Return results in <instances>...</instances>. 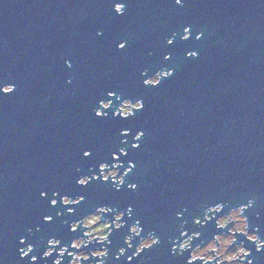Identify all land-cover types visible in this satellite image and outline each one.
Returning <instances> with one entry per match:
<instances>
[{
	"label": "water",
	"instance_id": "95a60500",
	"mask_svg": "<svg viewBox=\"0 0 264 264\" xmlns=\"http://www.w3.org/2000/svg\"><path fill=\"white\" fill-rule=\"evenodd\" d=\"M115 3L125 4L122 16ZM186 27L190 35L183 40ZM192 51L197 56L189 58ZM169 70L173 75L159 85H144ZM6 85L15 91L0 94L3 264H29L32 255L37 264H53L64 248L61 264L72 259L68 252L81 250L88 253L81 264H97L91 250L103 246L99 241L79 249L72 243L88 236L82 221L99 207V221H107L112 232L105 264H128L150 234L159 244L131 264H187L197 245L228 230L217 219L249 201L253 206L243 214L248 231L264 240V0H182V6L175 0H0V87ZM108 92L143 108L117 117L113 100L111 109L102 110L105 117L97 118ZM102 162L109 166L101 172L121 164L119 176L132 166L119 191L110 176L77 185L83 176L99 175ZM64 195L67 206L60 202ZM217 204L226 207L194 223ZM45 216L53 221L45 223ZM137 222L141 237L116 260ZM182 231L196 236L188 252L174 255L172 241ZM233 235L232 244L243 241L250 251L244 262L264 264V250L257 252L245 233ZM22 237L34 245L24 260L18 255L27 246L19 244ZM49 239L58 243L45 260Z\"/></svg>",
	"mask_w": 264,
	"mask_h": 264
},
{
	"label": "clouds",
	"instance_id": "9594fccd",
	"mask_svg": "<svg viewBox=\"0 0 264 264\" xmlns=\"http://www.w3.org/2000/svg\"><path fill=\"white\" fill-rule=\"evenodd\" d=\"M175 3H176V5L182 6V0H175ZM113 10L117 15L122 16L124 14L125 7H124L123 3H115ZM102 35H103L102 32H97V36H102ZM189 35H190V28L186 27L184 29V35H183L182 39L188 40ZM200 38H201L200 35H198L196 37L197 40H199ZM173 42H174L173 39H169L167 41V44L169 46H171L173 44ZM125 46L126 45L118 44L117 49L122 51V50H124ZM187 56L189 58H194L197 56V53L195 51H192V52L187 53ZM164 59L169 60L170 56H165ZM65 65L68 68L72 67L70 61H65ZM142 75H147V73H142ZM172 75H173V72L171 70L159 71L152 78L145 79L144 85L145 86L151 85V86L155 87L161 83L162 79H166ZM14 91H15V87L13 85H6L3 87H0V94H2V95H10ZM107 95L109 98L107 100V102L101 101L99 103V109L95 112V116L97 118L105 117L106 113L102 110L111 109L113 107V100H116L119 103V107L116 109V111L113 114L114 116H117V117H121V118L126 119V118H128L134 114V110L139 111L142 109L143 104L140 101H137L136 103H132L130 100H127V99L121 100V98L119 96H117L114 92H108ZM109 105H111V106L109 107ZM127 132L128 131L122 132V135L125 136ZM141 134H143V133L142 132L138 133L136 136H140ZM134 146H135V144H134ZM120 154L124 155V154H126V152L123 149H121ZM85 158H87V154H85ZM113 160H116L115 154L113 155ZM105 165H107V164H101L100 170H102ZM120 167H121V164H119V163L113 164L111 166V169H109V167H108V174L104 175V179L102 180L104 182H107V181H109V176H110L111 181H112L116 191H119L120 187L124 184V176H127L132 170V166H130L124 172V176H119L118 170ZM94 178H95V175H92L91 177L83 176L77 180V185L80 187H84L86 185H89L90 181H92ZM128 188H129V190L134 191L136 189V185L135 184H129ZM40 195H41L42 199L46 198V193L41 192ZM58 196H59V193H56V192L53 193V197H58ZM81 199H82V197H81ZM60 202L62 203L63 206H67L69 204V199L67 198V195L60 197ZM76 203H80V201L77 200ZM56 205H57V199L53 198L51 200V206L55 207ZM222 206H223V208L226 207V205H223V204H217L214 207H209L206 210V213L204 215V220L205 221L208 220V218H209L208 213L219 212L221 210ZM252 206H253V202L249 201L248 204L245 206H240V207L232 209L230 211L229 216L220 220V222H219L220 227H223L225 224H227L231 221V222L235 223V227L232 229L233 233H246L248 231L249 225L247 223V218L243 214ZM109 209L111 210V212H113V210L111 208H109ZM102 210H103V208L99 207L96 209V212H99ZM120 214H123V213L115 214L114 217H116V219H119ZM58 215H59V213H58ZM178 218H179V214H178ZM97 219H98V216L89 215L87 217V219L85 220L86 226H91V224L95 223V221ZM44 222L50 223V217L45 216ZM200 222H201L200 219H196L194 221L195 224H199ZM70 227H71V225H70ZM106 229H107V226H105L104 229H97L96 234H93L92 232H89L87 234L88 236L92 237L93 239L98 240L103 245V247L101 249H99L93 253V255L95 257H99V259H97V264H105V260L107 259L108 255H109V246H110L111 242L108 239V236L112 235V232H107L106 234H101V233H105ZM117 229L118 230L121 229V226L119 224H117ZM39 230L40 229L37 228V231H39ZM75 230L76 229L74 227H72V231H75ZM29 231L31 232V230H29ZM141 233H142V228L138 222L129 227L128 235H126L124 238V244L127 245V249H125L124 247L119 248L118 253L115 256L116 260H120L121 257L125 256L127 250H130L133 248L134 238L141 237ZM195 236H196V233H194L192 236H189L187 231H182L180 233L179 239L172 241V249H171L172 253L175 255V254H183L185 252H188ZM217 240H219L220 245H221L219 251H217L215 248V242H213L212 244H209L208 246H206L203 249L197 247L194 251H191L190 258L187 260V264H194V262L197 260H202V261H204V264H209V261L212 259V257L207 256V253L209 251H216L217 256H223L224 261H226L227 264H244V261L250 255V251L246 250L245 242H243V241H241V245L235 251L228 253L227 249H228V246L232 244V237L231 236H229L227 238L217 237ZM246 241H252L255 244V249L257 252L264 250V240L260 239L257 234L253 233L252 235H248ZM88 242L90 243L91 241H88ZM159 242H160L159 237L155 236L154 234L147 235L146 237L140 239L138 245L135 248V252H134L133 256L128 257V264H131V261L135 257H139L146 250H151L154 246L158 245ZM57 243H58V241L56 239H49L47 241V250H45L42 253L41 258L46 260L50 257H53V250H55ZM19 244L20 245H27L26 247H19L18 248L19 258L21 260H24L25 258H29L30 254L34 252V245L27 244L26 238H23V237L20 238ZM82 245L85 247L87 246L85 241L80 240V241H76L72 245V247L79 249ZM65 251H68L67 248H64L62 251H60L58 253L59 258L54 259L53 264H61L62 259L64 260V252ZM225 253H227V254H225ZM68 256H73V253L68 252ZM82 259L87 260L88 257L83 256V255L75 256L70 261V264H80V261ZM37 261H38V257L36 255H32L30 257L29 264H37ZM0 264H3L2 260H0ZM220 264H223V262H220ZM247 264H253V261L251 259H249V260H247Z\"/></svg>",
	"mask_w": 264,
	"mask_h": 264
},
{
	"label": "rangeland",
	"instance_id": "374dc122",
	"mask_svg": "<svg viewBox=\"0 0 264 264\" xmlns=\"http://www.w3.org/2000/svg\"><path fill=\"white\" fill-rule=\"evenodd\" d=\"M154 75H155V74H154ZM154 75H153V76H154ZM153 76H152V77H153ZM152 77H150V78H152ZM148 79H149V78H148ZM135 103H136V102H135ZM118 107H119V106H118ZM118 107H117V108H118ZM107 174H108V169H104V170L102 171V175L104 176V175H107ZM213 214H214V213H212L211 215H213ZM89 215H96V216H98V219L95 221V223L91 224V226H87V227H86V231H87V233L92 232L93 234H96V230H97V229H104L105 226H107V225H106V221H99V220H100V214H99V212H96V211H93V212L89 213L88 215H86V216L84 217V219H83V221H82V223H83L84 226H86V224H85V220L87 219V217H88ZM229 215H230V212H229V214L226 215V216L219 217L218 220H217V223H219L221 219H224V218H226V217L229 216ZM219 224H220V223H219ZM225 225H226V224H225ZM225 225H224V226H225ZM73 226H74V224H73ZM234 227H235V223L233 222L232 225H231V229H230L231 232H232V229H233ZM101 234H105V233H101ZM245 234L248 236V235H252L253 232H251V231H247ZM229 236L232 237L231 233H228V234H226V235H225V234L218 235V236H216V237L227 238V237H229ZM232 239H233V237H232ZM80 240H83V239H76L73 243H75L76 241H80ZM89 240H92V237H90ZM215 240L217 241V245H216V243H215V248H216L217 251H219V250H220V247H221L220 242H219V240H217V239H215ZM83 241H84V240H83ZM232 241H233V240H232ZM213 242H215V241H214V240H211L210 242L206 243L205 245H199V246H196L192 251H194L197 247L203 249V248H205L206 246H208L209 244H212ZM85 243H86V245H87L86 240H85ZM239 246H240V245H237V244H231V245L228 246L227 252H228V253H231V252L235 251ZM99 249H101V248H96V249H94V250H91V254L93 255V253L96 252V251L99 250ZM60 251H62V250H59V252H60ZM212 252H213V253H211V251H209V252L207 253V256H210V257H212V259H213L214 257L217 256V253H216V251H212ZM213 254H214V256H213ZM225 254H227V253H225ZM78 255H83V256H87V257H88V253H86L85 251H78V252H74V253H73V258H74L75 256H78ZM73 258H72V259H73ZM212 259H211V260H212ZM211 260H210V261H211ZM222 260H224L223 256H218V257H216V261H215V262H217V263H215V264H220L219 262L222 261ZM223 264H227V262L225 261V262H223ZM244 264H247V263L244 262Z\"/></svg>",
	"mask_w": 264,
	"mask_h": 264
},
{
	"label": "snow or ice",
	"instance_id": "6c2138e0",
	"mask_svg": "<svg viewBox=\"0 0 264 264\" xmlns=\"http://www.w3.org/2000/svg\"><path fill=\"white\" fill-rule=\"evenodd\" d=\"M124 5V7H125V4H123ZM119 44H122V45H126V41L125 42H120ZM125 48H126V46H125ZM124 48V49H125ZM142 108H143V105H142ZM129 135V132H127L126 133V135L125 136H128ZM142 136H143V134H141L140 136H135V139L137 140V141H139L141 138H142ZM132 147L133 148H138L139 147V145L138 144H135V146H134V144L132 145ZM85 154H87V158H91V156H92V153H91V151L90 150H84L83 151V156L85 157ZM124 155H127V153L126 154H124ZM112 159H113V156H112ZM116 160H119V156H116ZM101 164H107V163H104V162H102V163H100L99 164V175H95V180L94 181H100V180H103L104 179V176H102V172H101V170H100V165ZM108 165V164H107ZM109 166V165H108ZM87 186V185H86ZM81 197H82V199L84 200L85 198H84V196L83 195H81ZM48 217H50V223L53 221V217L52 216H48Z\"/></svg>",
	"mask_w": 264,
	"mask_h": 264
},
{
	"label": "flooded vegetation",
	"instance_id": "af4514ba",
	"mask_svg": "<svg viewBox=\"0 0 264 264\" xmlns=\"http://www.w3.org/2000/svg\"><path fill=\"white\" fill-rule=\"evenodd\" d=\"M99 214H100V211H99ZM228 214H229V213H228ZM228 214H226V215H228ZM226 215H224V216H226ZM222 217H223V216H222ZM217 220H218V219H217ZM217 224L220 226L219 223H217ZM106 225H108V222H107V221H106ZM114 225H117V222H114ZM225 226L228 228V230H227L226 232L220 233V234H218V235H222V234H225V235H226V234H228V233H231V235H232V237H233L232 240L234 241V235H233V232L230 231V229H231V225L228 224V225H225ZM225 226H223V227H225ZM107 231H108V230L106 229L105 234L107 233ZM85 233L88 234L87 231H86V229H85ZM218 235H216V236H218ZM216 236H215L213 239H211V240H214V241H215V239H217ZM89 238H90V236H87L86 238H79V239L86 240L87 244H90V243H92V242H97V241H98V240H94V239H92V240H90L91 242L89 243V242H88ZM75 240H76V239H75ZM75 240H74V241H75ZM211 240H209L208 242H210ZM74 241H73V242H74ZM208 242H207V243H208ZM205 244H206V243H205ZM205 244H199V245H205ZM233 244H235V243L233 242ZM199 245H197V246H199ZM237 245H241V244L239 243V244H237ZM102 247H103V246H101V247H96V248H102ZM96 248H95V249H96ZM93 250H94V249H93ZM81 251H84V250H81ZM85 252H86V251H85ZM86 253H87V252H86ZM211 253H213V252L211 251ZM213 256H214V254H213ZM215 261H216V258H215L213 261H211L210 264H215ZM203 262H204V261H203ZM88 264H89V263H88Z\"/></svg>",
	"mask_w": 264,
	"mask_h": 264
},
{
	"label": "built area",
	"instance_id": "2783aa9c",
	"mask_svg": "<svg viewBox=\"0 0 264 264\" xmlns=\"http://www.w3.org/2000/svg\"><path fill=\"white\" fill-rule=\"evenodd\" d=\"M205 213H206V211L204 212V214L202 215L201 218H204ZM211 214H212V213H209V217L212 216ZM198 219H200V218H198ZM195 220H196V219H195ZM204 222H205V220H204V219H201V222H200V223H204ZM72 244H74V243H72ZM72 258H73V256H72ZM98 258H99V257H98ZM71 260H72V259H71ZM71 260H70V261H71ZM70 261H69L68 264H70ZM80 264H81V261H80Z\"/></svg>",
	"mask_w": 264,
	"mask_h": 264
}]
</instances>
